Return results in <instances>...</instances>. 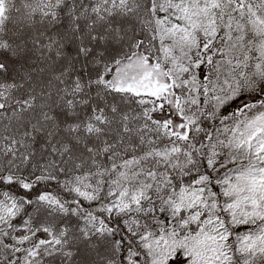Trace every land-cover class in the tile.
I'll return each mask as SVG.
<instances>
[{
    "label": "snow or ice",
    "instance_id": "snow-or-ice-1",
    "mask_svg": "<svg viewBox=\"0 0 264 264\" xmlns=\"http://www.w3.org/2000/svg\"><path fill=\"white\" fill-rule=\"evenodd\" d=\"M0 264H264V0H0Z\"/></svg>",
    "mask_w": 264,
    "mask_h": 264
}]
</instances>
